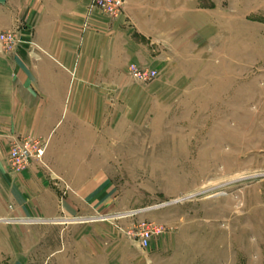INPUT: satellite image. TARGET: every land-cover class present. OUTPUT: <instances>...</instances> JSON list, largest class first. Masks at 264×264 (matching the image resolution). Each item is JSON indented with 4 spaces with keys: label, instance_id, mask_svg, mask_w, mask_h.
Masks as SVG:
<instances>
[{
    "label": "rangeland",
    "instance_id": "obj_1",
    "mask_svg": "<svg viewBox=\"0 0 264 264\" xmlns=\"http://www.w3.org/2000/svg\"><path fill=\"white\" fill-rule=\"evenodd\" d=\"M148 3L171 61L151 82L118 72L107 88L118 145L106 162L34 164L59 194L88 191L80 207L96 218L0 221V264H52L57 250L64 264H264V0ZM148 224L160 232L143 248Z\"/></svg>",
    "mask_w": 264,
    "mask_h": 264
},
{
    "label": "crops",
    "instance_id": "obj_2",
    "mask_svg": "<svg viewBox=\"0 0 264 264\" xmlns=\"http://www.w3.org/2000/svg\"><path fill=\"white\" fill-rule=\"evenodd\" d=\"M148 1L125 0L123 13L112 18L90 7V0H0V31L18 29L24 41L8 54L0 52V200L12 203V213L5 208L0 215L24 217L1 222L96 218L80 207L88 191L59 194L35 163L9 173V141L24 135L48 138L44 160L58 173V168L82 167L91 153L105 155L112 136L118 145V95L111 113L107 88H118V72H126L130 63L158 69L171 61L165 38L154 37ZM75 212L84 217H72ZM60 251L51 263H72Z\"/></svg>",
    "mask_w": 264,
    "mask_h": 264
},
{
    "label": "built area",
    "instance_id": "obj_3",
    "mask_svg": "<svg viewBox=\"0 0 264 264\" xmlns=\"http://www.w3.org/2000/svg\"><path fill=\"white\" fill-rule=\"evenodd\" d=\"M125 0H90V7H96L105 15L115 18L123 13ZM20 43L14 29L0 31V52L10 53ZM129 75L137 82L146 84L157 76L156 69L141 67L134 63L128 65ZM48 138L24 135L13 137L9 141L8 154L5 159V168L11 174H17L32 163L42 164L43 155L47 147ZM48 168V167H46ZM66 188V187H65ZM160 232L155 225H143L138 230V242L141 247H146L151 238Z\"/></svg>",
    "mask_w": 264,
    "mask_h": 264
},
{
    "label": "water",
    "instance_id": "obj_4",
    "mask_svg": "<svg viewBox=\"0 0 264 264\" xmlns=\"http://www.w3.org/2000/svg\"><path fill=\"white\" fill-rule=\"evenodd\" d=\"M93 219V218H92Z\"/></svg>",
    "mask_w": 264,
    "mask_h": 264
}]
</instances>
